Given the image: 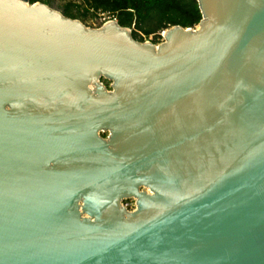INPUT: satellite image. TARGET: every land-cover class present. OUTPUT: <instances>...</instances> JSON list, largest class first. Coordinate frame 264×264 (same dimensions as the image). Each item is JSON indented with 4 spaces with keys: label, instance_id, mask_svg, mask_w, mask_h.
<instances>
[{
    "label": "water",
    "instance_id": "1",
    "mask_svg": "<svg viewBox=\"0 0 264 264\" xmlns=\"http://www.w3.org/2000/svg\"><path fill=\"white\" fill-rule=\"evenodd\" d=\"M197 1L156 44L0 0V264H264V0Z\"/></svg>",
    "mask_w": 264,
    "mask_h": 264
},
{
    "label": "trees",
    "instance_id": "2",
    "mask_svg": "<svg viewBox=\"0 0 264 264\" xmlns=\"http://www.w3.org/2000/svg\"><path fill=\"white\" fill-rule=\"evenodd\" d=\"M38 1L86 25L92 18L100 19L98 26L115 19L131 28L134 38L153 43L161 42V33L171 26L195 27L202 19L197 0H30Z\"/></svg>",
    "mask_w": 264,
    "mask_h": 264
},
{
    "label": "rangeland",
    "instance_id": "3",
    "mask_svg": "<svg viewBox=\"0 0 264 264\" xmlns=\"http://www.w3.org/2000/svg\"><path fill=\"white\" fill-rule=\"evenodd\" d=\"M99 23H100V19L98 17L97 18H92V20L89 21V23H88L89 25H87V26L98 27ZM161 34H163V32ZM162 38H163V35H162ZM162 41H163V39L161 40V42ZM158 43H160V42H158ZM123 202H124L125 206H127V208L129 210H132V209L135 208V200L134 199H132V198L125 199Z\"/></svg>",
    "mask_w": 264,
    "mask_h": 264
},
{
    "label": "built area",
    "instance_id": "4",
    "mask_svg": "<svg viewBox=\"0 0 264 264\" xmlns=\"http://www.w3.org/2000/svg\"><path fill=\"white\" fill-rule=\"evenodd\" d=\"M109 87V86H108Z\"/></svg>",
    "mask_w": 264,
    "mask_h": 264
}]
</instances>
